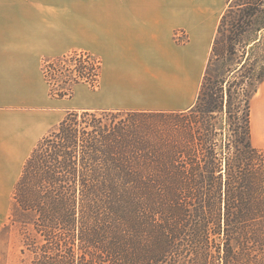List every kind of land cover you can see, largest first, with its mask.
Masks as SVG:
<instances>
[{
  "label": "trees",
  "instance_id": "16d2710c",
  "mask_svg": "<svg viewBox=\"0 0 264 264\" xmlns=\"http://www.w3.org/2000/svg\"><path fill=\"white\" fill-rule=\"evenodd\" d=\"M78 71L98 82L102 67ZM263 83L264 0H228L190 109L72 111L42 138L15 184L21 254L31 264H264L251 107Z\"/></svg>",
  "mask_w": 264,
  "mask_h": 264
},
{
  "label": "crops",
  "instance_id": "0c3cea01",
  "mask_svg": "<svg viewBox=\"0 0 264 264\" xmlns=\"http://www.w3.org/2000/svg\"><path fill=\"white\" fill-rule=\"evenodd\" d=\"M219 1L0 0V197L10 195L19 160L54 125L60 107L49 96L44 60L74 52L97 57L105 109L186 111L211 55ZM177 30L189 36L186 44L175 42ZM145 87L166 104L138 102ZM252 110L253 143L264 150V83Z\"/></svg>",
  "mask_w": 264,
  "mask_h": 264
},
{
  "label": "rangeland",
  "instance_id": "374dc122",
  "mask_svg": "<svg viewBox=\"0 0 264 264\" xmlns=\"http://www.w3.org/2000/svg\"><path fill=\"white\" fill-rule=\"evenodd\" d=\"M228 6V0H221L214 3V18H215V33L219 21L225 9ZM216 36V34H215ZM175 42L178 44H186L189 41V36L184 30H177L174 34ZM89 54V53H87ZM71 55H79V52H74L65 56L68 59L65 63L59 65V68L51 67L50 62L53 60H44L42 70L45 77V82L49 90V96L55 100V105H59L58 113L55 112L54 125L35 143V145L19 160L18 178L11 189L9 196L0 197V264H31L30 257H24L21 254L22 249V228L19 224H13L9 221L10 214L14 205V190L15 184L19 181L23 167L32 151L37 147L38 143L46 136L51 129L58 125L63 118L72 111H80L84 109H105L102 99L98 98L99 82L95 80L81 81L74 77L73 71L77 69L78 62L70 60ZM90 55V54H89ZM64 57V56H63ZM95 57V56H94ZM96 61L100 60L95 57ZM80 65H78L79 67ZM98 67V66H96ZM69 79V81H68ZM151 87V84H150ZM163 88V87H162ZM260 88V87H259ZM259 91V89H258ZM257 91V92H258ZM134 92V91H133ZM53 94L54 97L50 95ZM64 93V94H63ZM65 94L67 96H65ZM136 94V93H133ZM257 94V93H256ZM255 94V95H256ZM254 95V96H255ZM61 96V97H56ZM64 96V97H63ZM137 96V95H133ZM142 96L136 100L144 104H166V97L159 93L148 91L147 87L142 91ZM198 96V95H197ZM254 98V97H253ZM252 98V101H253ZM252 107V102H251ZM115 110V109H110ZM130 111H159V110H130ZM253 114V110H252ZM5 191L2 192V194Z\"/></svg>",
  "mask_w": 264,
  "mask_h": 264
},
{
  "label": "built area",
  "instance_id": "2783aa9c",
  "mask_svg": "<svg viewBox=\"0 0 264 264\" xmlns=\"http://www.w3.org/2000/svg\"><path fill=\"white\" fill-rule=\"evenodd\" d=\"M70 60L72 61H76L78 62V65H85L87 67H92V68H97L96 66L99 65L98 61H96L95 57L93 55H89L85 52H79V55H71ZM78 65H77V69H75L73 71L74 77L81 80V81H90V80H95V76L94 77H88V78H84L79 74L78 71ZM96 81V80H95Z\"/></svg>",
  "mask_w": 264,
  "mask_h": 264
}]
</instances>
